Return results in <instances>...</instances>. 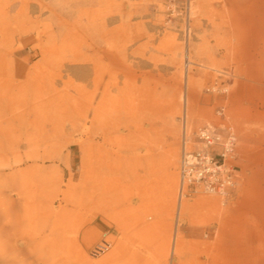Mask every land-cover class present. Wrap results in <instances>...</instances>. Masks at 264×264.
<instances>
[{
  "label": "rangeland",
  "instance_id": "374dc122",
  "mask_svg": "<svg viewBox=\"0 0 264 264\" xmlns=\"http://www.w3.org/2000/svg\"><path fill=\"white\" fill-rule=\"evenodd\" d=\"M163 10V0H0V264H264V0H191L188 37ZM91 42L107 52L103 136L88 119ZM214 83L226 93L206 92ZM220 105L237 139L235 188L182 199L178 215L182 122L219 123ZM167 121L178 125L173 176L159 149ZM150 147L155 176L139 179ZM107 166L106 213L93 216Z\"/></svg>",
  "mask_w": 264,
  "mask_h": 264
},
{
  "label": "built area",
  "instance_id": "2783aa9c",
  "mask_svg": "<svg viewBox=\"0 0 264 264\" xmlns=\"http://www.w3.org/2000/svg\"><path fill=\"white\" fill-rule=\"evenodd\" d=\"M165 24L179 22L182 34L188 37L191 0H163ZM206 92L226 93L225 87L218 84L206 88ZM224 106H218L216 115L219 123L205 124L188 132L182 122L180 135V153L178 158L179 200L197 194L217 195L226 199L236 185L237 170L236 134L233 125L225 120ZM109 246L107 241L96 244L91 255L104 252Z\"/></svg>",
  "mask_w": 264,
  "mask_h": 264
},
{
  "label": "bare ground",
  "instance_id": "6f19581e",
  "mask_svg": "<svg viewBox=\"0 0 264 264\" xmlns=\"http://www.w3.org/2000/svg\"><path fill=\"white\" fill-rule=\"evenodd\" d=\"M100 32H101L100 36L104 38L106 35V30H102ZM89 49H90L89 54H88V61H89V68L88 69L89 70H88V74H87L88 75V83L90 86V90L88 91V103H89V105H88V112H89L88 113V119H89L90 125L93 128V135L101 134V136H103L105 121H106V117L108 116L107 115L108 114V112H107V110H108V108H107L108 93H107V85H106V81H105V71H106V69H105V56H106L107 52H106V47L99 46V45L95 44V42H93V43L91 42ZM188 64H189L188 57L185 56V59H184L185 70H187ZM151 92L152 93L149 94V96L147 97V100H145L143 102L145 112H149V113L154 111V102H155L154 97H153L154 92L153 91H151ZM184 104H185L184 114L187 115L186 97L184 98ZM144 119L150 123L152 121V116H150V114L145 115ZM183 122H185V121H183ZM147 128L149 131H151L154 129V126L152 124H149L147 126ZM156 138H157V136H156ZM148 140H149V142L153 143L154 142V136L148 137ZM96 168H97V164L95 166V173H94L95 180H97L98 176H99L97 174ZM13 177H14L13 178V189L16 190L17 195H19L20 190L26 186L27 182L23 179V177L20 173L16 174ZM147 177L152 178L151 174H148ZM103 182H104V180H103ZM96 185H97V183H95V187L92 188V192H91V198H92V202H93V205H92L93 216H96L97 214L104 215L106 213V200H107L106 199L107 198L106 189L103 185H101V188H99ZM22 197H23V200H26L27 195L23 194ZM185 209H186L185 203L182 202L181 200H179L178 205H177V214L179 215ZM48 214L52 216V213H48ZM49 232L55 233L53 228H50ZM9 233H8V235H9ZM84 234L86 235V232ZM8 235H5V236L7 237ZM48 241L51 242V239H49ZM48 241H45V242L43 241V243L46 244V247H48L49 249H51V248L55 249V247L58 246V244L55 243L56 241L52 242L51 243L52 245H50V243ZM12 249L14 250L16 248L12 247ZM14 251H16V250H14ZM78 252H79L80 260L84 263H88L89 260L86 257V254L83 252V249L82 250L80 249ZM6 258L8 259L10 264L18 262V261H16V259L14 257L12 259L10 257H6Z\"/></svg>",
  "mask_w": 264,
  "mask_h": 264
},
{
  "label": "crops",
  "instance_id": "0c3cea01",
  "mask_svg": "<svg viewBox=\"0 0 264 264\" xmlns=\"http://www.w3.org/2000/svg\"><path fill=\"white\" fill-rule=\"evenodd\" d=\"M165 124H166L168 131L166 132V136L161 140L159 144L160 146L159 149L164 150L165 152L168 153V155L165 154L168 163L165 165L163 169L164 174L166 176H173V173H174L173 164H174L175 157L177 154V145H178L177 144L178 125H177V122H172V121H167ZM156 147H158L157 144H156ZM151 148L153 147L149 148L150 152L148 155H145L144 157L145 160L141 158H139V160L135 159L138 161L139 164L137 163V168L135 169L134 175L138 177L139 179L141 178L142 174H144L145 180H147L148 174H151V177L153 178L155 176L156 168H155L153 160L155 159V156L157 153L155 152V156H154V152ZM136 150L137 148L135 149V151ZM103 152H106L105 142H103ZM159 155L160 157L163 156L161 154ZM141 161H143L144 164L143 163L140 164ZM146 162L148 163L151 162L149 168H147ZM107 170H108V166L107 168H103V180H104L103 186L105 187V189H106V181H107ZM163 170H159L158 174L163 173ZM139 171L142 173H140ZM142 181H143V178H142Z\"/></svg>",
  "mask_w": 264,
  "mask_h": 264
}]
</instances>
